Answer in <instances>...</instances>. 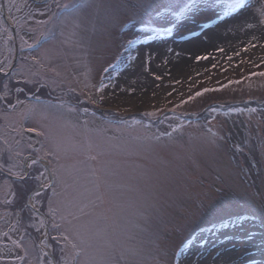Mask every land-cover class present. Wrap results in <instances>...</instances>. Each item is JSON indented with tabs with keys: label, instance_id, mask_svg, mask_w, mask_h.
Masks as SVG:
<instances>
[{
	"label": "rangeland",
	"instance_id": "1",
	"mask_svg": "<svg viewBox=\"0 0 264 264\" xmlns=\"http://www.w3.org/2000/svg\"><path fill=\"white\" fill-rule=\"evenodd\" d=\"M229 2L151 0L142 15L133 19L140 11L135 6L137 0L123 3L121 0H94L88 8L69 18L63 30H56V38L42 50L47 49L43 56L44 68L30 62L24 74L18 75L38 79L41 83L39 86L31 84L33 87L25 90L28 94L24 98L20 94L23 104L14 109H0V164L8 168L22 163V159L10 157L17 152L27 156V144L35 142L23 131H16L19 118L27 127L44 133L40 140L44 141L46 150L54 154L49 159L63 177L64 183L59 189L62 212H73L77 217L73 219L68 215L67 220L80 232L79 237L73 235V238L83 249L81 264H112L121 254L127 257L128 264H157V258L162 264L184 258L190 259L192 264L201 261L213 264L215 253L209 255L212 247L229 248L233 244L236 251L231 255L239 257L236 264L246 261L247 264H264V112H227L229 106L247 104L258 108L259 102L264 101V76L250 75L264 72V42H257V48L249 47L244 51L248 37L240 21L232 18L237 13L222 12ZM25 3L33 11L39 4L16 0L17 5ZM186 4L189 7H185ZM260 4H264V0L252 2L255 9ZM109 9H118L119 19L123 21L119 27L108 26ZM28 10V7L20 12L13 9L11 15L17 19L10 20L16 23L45 17L37 15L28 19ZM220 14L223 15L220 20L205 29ZM75 25L88 30V44L84 47L79 46L73 34ZM153 28H171L174 36L170 39V35L154 34ZM193 28L196 35L201 34L197 40L201 47L184 49L179 40ZM129 39L135 40L131 56L139 53V59L134 61L125 52ZM217 47L223 48L224 53L217 51ZM233 50L239 55H234ZM204 55L209 59H196ZM227 56L233 57L231 62ZM110 65L115 66V71ZM53 68L55 72L51 71ZM109 74L112 86L104 92L105 101L90 104L84 97L91 93L96 98L99 93L95 86ZM157 76L162 79L157 80ZM222 85L225 87L221 89ZM205 88L221 90L195 96ZM34 93L44 99L37 103L31 97ZM190 96L195 98L189 100ZM77 98L90 112L95 111L96 116L77 118L70 114L67 108L75 104ZM59 100L64 101V107L55 106ZM33 105L36 110L30 111ZM209 106L217 108L214 116H208ZM171 108H175V112L169 113V118L151 131L162 132L174 121L183 123L184 128L182 133L162 141L133 139L140 129L123 128L119 134L99 119L102 111L142 118L145 111ZM85 119L89 121L88 129L104 127L107 132L87 131L79 123ZM143 119L147 122L149 118ZM114 135L119 138L110 139ZM90 156H97V160H88ZM102 166L109 185L104 203L98 204L94 213L81 216L76 212V204L83 186L91 179L87 172L90 167ZM13 188L0 177V201L13 199ZM153 202L159 215L152 214L146 220L141 218L139 211ZM219 208L252 219L211 233L208 229L218 222L221 214L215 210ZM13 221L0 205V233H8L7 237L0 235L3 240L0 255H9V249H13L12 255H24V249L14 248L11 243L18 238L9 231L8 224ZM137 224L140 226L136 227ZM161 230L167 236L161 234L157 239ZM249 232H253L254 237L246 239ZM31 236V241L24 239L27 256L20 264L37 256L49 262L53 261L51 255L54 261L62 260L61 241L53 240L56 232H51L48 238L51 252L44 248L51 253L48 257L41 255L39 234L32 232ZM201 240H207V244L202 245ZM181 247L183 256L174 257L173 253ZM130 250L136 254L132 255Z\"/></svg>",
	"mask_w": 264,
	"mask_h": 264
},
{
	"label": "snow or ice",
	"instance_id": "2",
	"mask_svg": "<svg viewBox=\"0 0 264 264\" xmlns=\"http://www.w3.org/2000/svg\"><path fill=\"white\" fill-rule=\"evenodd\" d=\"M94 0H68V2H61V0H39L38 6H36L33 11L32 8L25 3L24 5H17L16 0H3L0 3V20L5 19L4 10L7 9L8 19L16 20L17 17L11 15L13 9L16 12H20L23 7H28L27 17L28 19H34L35 16H46L47 19L37 20V25L51 24L53 27L45 32H40L39 35L33 38L30 34L36 31L31 25H29L24 34L19 37L20 47L17 48L13 45L10 49V56L6 58L5 61H0V109H3L6 105L8 108L14 109L17 105L23 104L24 101L19 99L18 94H24V88L13 87L11 86V81L16 78L28 62H32L33 65H39L40 68H44L45 65L41 63V58L47 54V49L43 52H39L43 48L44 44L48 43L50 39H55V33L57 29L63 30L69 20V18L76 16L83 9L88 8ZM124 0H121L123 3ZM151 0H137L136 7L140 10L133 19H138L142 12L147 9L148 4ZM253 0H230L229 5L227 6V13L235 12L237 13L232 18L240 21L241 27L245 29V35L248 37L246 43L247 47L244 48V51L247 52L248 48L253 49L258 47L257 42H264V4H260L258 9L253 8ZM194 6V5H193ZM189 7V5H185ZM55 9V11L53 10ZM109 18L108 26L109 27H119L123 21L119 19L118 9H109ZM219 26V25H218ZM154 34H158L156 29H152ZM211 31V30H210ZM88 30L81 27L80 25H75L73 34L77 38L79 46L84 47L88 44ZM257 33H259L257 35ZM61 34L63 32L61 31ZM31 39V43H28L25 37ZM135 44L134 39H129L127 41L128 47L125 48V52L129 54L130 60L139 59V53L135 57L131 56V49ZM25 50H28V54L25 55ZM217 51L224 53L223 48H216ZM234 51V55H239V52ZM33 52H38V55H34ZM226 55V54H225ZM197 60H207L209 56H198ZM229 62L233 59L232 56H227ZM11 61H15V64ZM243 63V61H242ZM264 63V61H262ZM215 67V65H212ZM259 67V65H257ZM113 71H115V66L110 65ZM52 72H55V69H51ZM108 69H105V72H108ZM226 71V69H225ZM33 75H37L34 73ZM117 76L120 73H116ZM251 76H264V72L250 73ZM157 80L162 79V77L157 76ZM105 80L108 82L106 83ZM25 86L28 84L40 85L41 81L38 79H27L24 78ZM179 83V81H177ZM230 83L239 84L240 81H231ZM112 86V76L109 74L105 79L100 80L98 86H95V91L99 93L96 98H93V95L90 93L85 96L84 99L87 100L90 104L103 103L105 101L104 92L107 88ZM225 87L221 86V89ZM221 89H208L205 88L202 91L196 92L195 96H201L205 92L209 91H218ZM74 91V90H73ZM171 95V93H168ZM12 97L14 102L10 101L8 98ZM195 97L190 96L188 99L192 100ZM34 99L37 103H40L39 97L34 96ZM187 101H182L186 103ZM56 107H64V101L59 100ZM35 105L30 106V111H35ZM67 111L79 118L81 115H91L92 117L96 116L95 111H91L88 107H85L80 104L79 98H77L75 104L68 106ZM208 116H214L217 112L215 106H209V109L206 110ZM248 112H264V101L259 102L258 108L249 107L245 104L244 107L239 105L229 106L227 112L231 113H243ZM175 112V108L171 109H156L152 111H145L141 114L142 118H137L136 115L131 116H120L119 114H114L112 111H102L100 114V120L103 124L110 127H114L116 133L122 134L121 129L123 128H132L140 129L136 135L132 136L136 140L144 141H162L165 138H173L174 134L182 133L184 124L179 121H174L169 123L168 129L164 131L152 132V128L156 124L162 123L164 120L169 118V113ZM187 115V114H185ZM144 117L149 118L147 122L143 119ZM207 119V117H206ZM82 126L90 132H96L97 134H103L107 132V128L96 127L88 129L89 121L87 119L79 121ZM191 123V121H188ZM170 129V130H169ZM18 132L25 131L21 126V129L16 130ZM27 132H36V128H29ZM40 136H44L43 132L39 133ZM119 138L117 135H114L110 139ZM30 139V138H29ZM221 139H226V137H221ZM5 144L8 142L5 140ZM17 144L20 142L17 141ZM39 144L37 148L35 145ZM89 147H91V142L89 141ZM29 149L27 156L25 157L23 152L15 153V156L10 157L11 159H22V163L13 164L8 168H4L0 164V177H3L5 183H10V187L14 186L12 190L13 199L5 198L3 201H0V205L5 208V214L8 217L14 218L13 222L8 224L9 231L16 235L18 238L11 241L14 248L24 249V255L16 253L12 255L13 249H9V255H0V264H20L25 260L27 256V246L24 243L25 237L31 241L33 237L31 236L32 232L39 234V246L41 248V255L48 257L51 255L50 252H45V247H50L48 244V238L51 232H56L57 236L53 237V240L59 239L61 241V261H52L49 262L46 259H41L40 256H37L34 260H29L28 264H81L80 254L83 252V249L78 246L75 242L73 235L76 237L80 236V232L75 229L74 225H71V222L67 220V216L71 215L73 219L77 218L76 214L73 212H62L63 201L60 199L62 192L59 190L63 186V177L60 174V171L57 167L52 166V162L49 159L53 157L54 154L48 152L44 146V141L29 142L27 144ZM2 155V151H0ZM88 160L95 161L97 156H90ZM39 167H36V166ZM18 168L19 170H13ZM87 175L91 179L83 186V190L79 193V200L76 204V212L81 216L89 215L95 212L98 204H103L105 196L108 193L109 185L106 179L107 173L102 166L99 169L89 168ZM14 178V179H13ZM90 185V186H89ZM207 211V209H205ZM217 213H220L218 222L213 223L208 229L211 233H218L223 229L229 227H235L242 225L246 220L252 219L246 215H232L226 212L223 208L215 210ZM155 214L159 215L157 211L156 203H147L143 209H141L138 215L147 219L150 215ZM202 214V213H201ZM140 225H136L139 227ZM167 236L166 232L161 230L157 234V239L160 235ZM5 237L8 236V233H0ZM254 237L253 232L247 233L246 239H251ZM183 243V242H182ZM3 244V240H0V245ZM202 245L207 244V240H201ZM30 246V245H28ZM236 251V246L233 244L229 248L220 247L217 249L216 246H213L209 255L215 253L213 256V264H236V261L239 257H234L231 255L232 252ZM132 255H135L134 250H130ZM184 250L181 247L180 251L173 253L174 257H182ZM112 264H128L127 257L124 254H121ZM157 264H162V262L157 258ZM170 264H192L190 259H173L170 261ZM203 264V262H199ZM247 264V261L245 262Z\"/></svg>",
	"mask_w": 264,
	"mask_h": 264
},
{
	"label": "flooded vegetation",
	"instance_id": "3",
	"mask_svg": "<svg viewBox=\"0 0 264 264\" xmlns=\"http://www.w3.org/2000/svg\"><path fill=\"white\" fill-rule=\"evenodd\" d=\"M1 1L3 2V0H1ZM29 1H34L35 3H39V0H29ZM44 19H47V17L45 16ZM36 21L37 20H28V21H22V22H16V23L12 22L11 23V22L7 21L6 19L0 20V61H5L6 58L10 56L9 49L13 45H15L17 48L20 47L19 37L24 34V30H26V28L29 25H31L33 28L36 29V31H34L30 34L33 38L37 37L40 32H45V31H48L49 29H51V26L49 24L37 25ZM25 39L27 40L28 43L32 42L31 39H29L27 36L25 37ZM9 45L11 47L8 49ZM45 45L46 44H44L43 48L40 49L39 52H42V50L45 48ZM27 54H28V50H25V55H27ZM33 54L38 55L39 53L33 52ZM41 59L44 60L43 57ZM11 62L15 64V61H11ZM29 64H30V62H28V64H26L24 66V68L21 70L20 74H22L26 70L25 68ZM27 71H30V69H28ZM24 78H27V77L23 76V77L19 78V76H16V78H14L10 82L11 86H13V87L20 86V88H24V90H27L28 88H32L33 86L31 84H28L27 86H25ZM21 96L24 97L23 95H21ZM8 99L13 100L12 97H9ZM8 129L10 130V128H8ZM19 129H20V126H19V122H18V130ZM12 130H14V129H12ZM24 264H28V263H24Z\"/></svg>",
	"mask_w": 264,
	"mask_h": 264
},
{
	"label": "bare ground",
	"instance_id": "4",
	"mask_svg": "<svg viewBox=\"0 0 264 264\" xmlns=\"http://www.w3.org/2000/svg\"><path fill=\"white\" fill-rule=\"evenodd\" d=\"M210 28V27H209ZM208 27L206 28V29H209ZM194 30V28L192 29V30H190L189 32L190 33H193L192 35L193 36H191V37H188L187 39L185 38V35L183 36V40H179L180 42L179 43H181V45H183L185 48L184 49H188V50H194V49H198V48H200L201 47V43L199 42V41H197L199 38V36L201 35V34H198V35H196L195 34V32L193 31ZM175 32V31H174ZM174 32L172 33V34H170V39L174 36ZM51 40V39H50ZM50 40H49V42H50ZM169 40V39H168ZM47 44V43H46ZM41 61L43 62V60L41 59ZM27 79H30V78H27ZM33 86V85H32ZM18 87H20V86H18ZM34 94H36V93H34ZM4 108H7L8 109V107H6V105H5V107ZM9 110V109H8ZM33 133V134H32ZM31 133V135H30V138L31 139H33V140H35V142L37 141L36 140V138L37 137H35V134H34V132H32ZM187 250V248H185V251Z\"/></svg>",
	"mask_w": 264,
	"mask_h": 264
},
{
	"label": "water",
	"instance_id": "5",
	"mask_svg": "<svg viewBox=\"0 0 264 264\" xmlns=\"http://www.w3.org/2000/svg\"><path fill=\"white\" fill-rule=\"evenodd\" d=\"M30 133H32V132H30ZM33 134V133H32ZM30 135V134H29ZM50 250V249H49ZM50 252H51V250H50ZM53 258V260H54V257H52Z\"/></svg>",
	"mask_w": 264,
	"mask_h": 264
}]
</instances>
